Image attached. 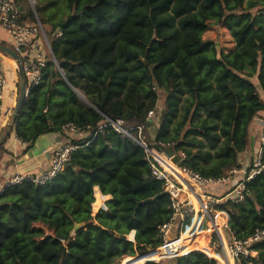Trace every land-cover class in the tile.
Wrapping results in <instances>:
<instances>
[{"label":"trees","instance_id":"16d2710c","mask_svg":"<svg viewBox=\"0 0 264 264\" xmlns=\"http://www.w3.org/2000/svg\"><path fill=\"white\" fill-rule=\"evenodd\" d=\"M34 9L50 33L61 31L50 45L62 72L49 61L41 82H26L15 135L30 148L72 122L89 137L72 139L78 147L49 180L0 191V264H119L162 243L159 228L172 208L137 143L109 126L92 133L104 116L142 123L147 133L154 110L157 137L148 139L182 166L211 179L240 167L250 124L264 110V0H36ZM210 24L226 28L233 45L204 39ZM95 188L108 197L94 212ZM243 194L216 205L237 240L264 227L263 172L244 183ZM75 222L81 227L73 231ZM211 241L220 247L214 233ZM248 247L255 253L234 263L264 264V240ZM138 264L219 263L192 249Z\"/></svg>","mask_w":264,"mask_h":264},{"label":"built area","instance_id":"2783aa9c","mask_svg":"<svg viewBox=\"0 0 264 264\" xmlns=\"http://www.w3.org/2000/svg\"><path fill=\"white\" fill-rule=\"evenodd\" d=\"M25 3L27 4L28 10L20 8L17 0H0V26L11 37V48L20 57L26 82L35 85L42 81L49 61L55 69L62 72L50 45V38L60 35L61 31L57 28L51 33L46 32L34 9L36 0H25ZM0 54L10 58L1 52ZM13 64L15 70L13 82L15 95H17V86L19 83L18 67L15 60ZM5 84L6 77L0 64V105ZM12 111L13 106L5 113V118L0 126V135L2 130L10 123ZM154 115V110H149L146 114V120L152 121ZM107 126L111 127L119 136L132 139L143 149L151 175L162 182L163 190L169 196L172 214L169 220L159 228L162 243L152 248L155 250L154 255L152 257H146L142 262L146 260L158 261L160 259H172L189 250L199 248L194 244H196L195 241L199 238L201 231H206L211 235L214 233L217 236L225 253V255L220 254L222 256V258L220 257L221 259L218 257V261L221 264H225L227 257H230L234 261V257L237 255L246 256L255 253L248 246L253 242L264 240V227L257 228L244 240H237L228 228L226 213L218 210L216 205L226 199L235 202L241 201L244 195V183L254 175L260 172L264 173V165L261 162L263 136L260 137L261 145L251 161L252 167L250 171L246 174V170H243V176L235 181L231 191L225 194L224 197H218L203 190L205 183L209 180L227 181L230 179L229 175L239 171V167L231 169L226 176L220 179L204 178L198 173L192 172L182 166V164L176 165L173 163L161 150L162 148H166L163 143L151 142L148 139V135L144 131V124L139 123L134 126H126L121 118L104 116L103 121L96 127L92 136ZM62 132H65L66 138L64 141L58 142L53 146L48 165L45 169L35 174L12 175L8 179L7 185L19 183L23 180L43 183L59 171H62L69 160L70 153L78 147L72 142V139L78 136L82 137L87 131L72 122H68L62 125ZM86 137H89V133H87ZM156 146L158 148L160 147V149ZM175 222L179 223L180 228L176 235L171 236L170 230ZM183 233H187V237L181 239ZM200 249L202 250V248L198 250ZM133 256H128L127 258ZM138 263L141 262L137 260L133 264Z\"/></svg>","mask_w":264,"mask_h":264},{"label":"crops","instance_id":"0c3cea01","mask_svg":"<svg viewBox=\"0 0 264 264\" xmlns=\"http://www.w3.org/2000/svg\"><path fill=\"white\" fill-rule=\"evenodd\" d=\"M17 4L20 8L24 10H28L27 4L25 0H17ZM213 25L212 27L217 28L219 31L225 33V36L228 38V47L229 48L233 45L232 38L230 37L228 30L217 24H210ZM210 25L208 26L207 30L203 34L204 39L214 40L217 45L220 42L218 39H214L212 37H206V32L210 31ZM0 42L5 45H11V37L9 33L0 26ZM0 64L2 70L6 77V84L3 90L2 102L0 105V126L5 118V113L12 108L14 105L17 95H15V86H14V77H15V70L13 64L11 63L8 57H5L0 54ZM77 93V92H76ZM263 99L264 97L261 96ZM79 98L80 94H79ZM153 122L156 125V120L154 119ZM157 126V125H156ZM264 126V110L258 112V114L254 117L253 121L249 127V143L247 148L240 154L239 162L240 167L237 173L229 175L230 179L227 181L222 180H209L205 183L204 191L216 195L218 197H224L225 194L231 191L234 186L236 180L240 179L243 176V170L250 164L253 157L255 156L258 148L261 145L260 137L262 136V129ZM2 129V128H1ZM6 128H4L1 134L4 132ZM87 133L82 135V137H86ZM79 137V136H78ZM81 137V136H80ZM66 138L65 132L62 134L59 133H45L40 135L34 142V144L30 148H26V144L21 142L15 135L13 128L10 130L8 136L2 143V149L0 150V191L7 186L8 179L15 174H35L39 173L43 169H45L49 162V157L52 153L53 146L58 143L64 141ZM77 138V137H75ZM230 189V190H229ZM95 201L96 197H100V200L96 202L97 207L93 209L95 212L98 208H104V201L107 199L108 196L103 195L100 191L95 188ZM94 201V202H95ZM179 223L175 222L170 230V235H176L179 229ZM205 231L200 232V236L203 237L204 242L207 243L208 252H212V254H221L225 255L223 246L220 245L222 250L216 248L214 242L211 241V234L206 232V235H201ZM131 237L133 233L130 234ZM129 235V236H130ZM130 237V238H131ZM221 244V243H220ZM204 250V249H202ZM150 255V252L143 253L137 255L138 257H130L125 258L122 260L121 264H130V261L138 260L142 262L146 257ZM234 262V261H233ZM132 264V263H131ZM233 264V263H232Z\"/></svg>","mask_w":264,"mask_h":264},{"label":"water","instance_id":"95a60500","mask_svg":"<svg viewBox=\"0 0 264 264\" xmlns=\"http://www.w3.org/2000/svg\"><path fill=\"white\" fill-rule=\"evenodd\" d=\"M0 52L15 60V62L17 64V67H18L17 73H18V77H19L18 94H17L16 101H15V103L13 105L11 121L7 125L6 129L4 130V132L0 135V145H1L4 142V140L6 139V137L8 136L10 130L13 128V119L16 117V115H17V113H18V111L20 109L21 104L23 103V101H24V99H25V97H26V95L28 93V88L26 87V78L24 77V73H23V70H22L21 63H20L19 55L10 46H7V45L3 44L2 42H0ZM80 97H81V99L83 101L86 102L85 97L83 95L82 96L80 95ZM146 127H147V133L149 135V138L152 141H155L156 137H157V131H156L157 126L155 125L154 122L148 121L147 124H146ZM158 149H160V147ZM161 150L163 151V153L168 158H170V160L173 163H175L176 165H180L181 164L182 160L170 148L166 147V148H162ZM149 200L150 199H148L147 201H149ZM80 227H81V224L75 222L74 225H73V231H76ZM132 238H133V235H132V237L130 239H132ZM150 251H155V250L151 249V250H147V251H144V252L142 250H140V251L137 252L136 255L133 256V258L134 257H138L137 255L142 254V252L143 253H147V252H150ZM135 261H137V260H135ZM135 261L134 260L130 261V264L131 263L133 264Z\"/></svg>","mask_w":264,"mask_h":264},{"label":"rangeland","instance_id":"374dc122","mask_svg":"<svg viewBox=\"0 0 264 264\" xmlns=\"http://www.w3.org/2000/svg\"><path fill=\"white\" fill-rule=\"evenodd\" d=\"M43 26H44V28H45V30H46V32H49V30H50V25L48 24V23H43ZM213 25H210V28H209V30L210 31H208V32H206V37L208 38V37H212V36H214L213 38L214 39H218L220 42L218 43V45L219 46H222V47H228V41H227V37L225 36V33H223L222 31H219L218 30V27L217 28H215V27H212ZM10 59V61H11V63L13 64L14 63V60L13 59H11V58H9ZM14 65V64H13ZM19 88V86H17V89ZM77 92V91H76ZM77 94V96L79 97V92H77L76 93ZM80 100H82L81 98H80ZM82 102H83V100H82ZM98 200H100V197H96V201L93 203V209L94 208H96L97 207V204H96V202H98ZM95 210V209H94ZM201 235H206V231L205 232H203V233H201ZM195 243L196 244H194V245H197L199 248H202V249H204L201 245H203L204 244V239H203V237L202 236H200L198 239H196V241H195ZM215 245H216V248H218V246H217V244L215 243ZM221 245V244H220ZM205 246L208 248V246H207V243L205 244ZM199 248H197V249H199ZM201 250V249H200ZM219 250H222L221 249V247H220V249ZM202 251H204V252H206L207 254H209L210 256H212V257H214L215 259H217V261H218V257L220 258H222V256L220 255V253H219V255L217 254H215V256H214V254H212V252L210 251V253H208V249L207 250H202ZM217 256V257H216ZM125 258H127V257H124L122 260H124ZM220 258V259H221ZM122 260H121V262H122ZM121 262L119 263V264H121ZM219 262V261H218ZM231 262L233 263V264H235L234 262H233V259H231ZM219 264H221L220 262H219ZM226 264V263H225Z\"/></svg>","mask_w":264,"mask_h":264},{"label":"bare ground","instance_id":"6f19581e","mask_svg":"<svg viewBox=\"0 0 264 264\" xmlns=\"http://www.w3.org/2000/svg\"><path fill=\"white\" fill-rule=\"evenodd\" d=\"M143 252H144V251H143ZM153 252H154V251H150V255H153V254H154ZM229 258H230V257H227V258H226V261H225L226 264H229ZM230 259H231V258H230Z\"/></svg>","mask_w":264,"mask_h":264}]
</instances>
